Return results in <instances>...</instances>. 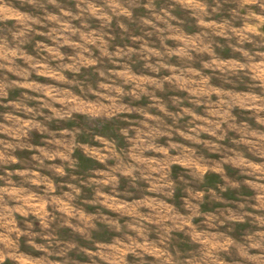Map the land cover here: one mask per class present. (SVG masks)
Listing matches in <instances>:
<instances>
[{
    "label": "rangeland",
    "instance_id": "1",
    "mask_svg": "<svg viewBox=\"0 0 264 264\" xmlns=\"http://www.w3.org/2000/svg\"><path fill=\"white\" fill-rule=\"evenodd\" d=\"M0 264H264V0H0Z\"/></svg>",
    "mask_w": 264,
    "mask_h": 264
}]
</instances>
